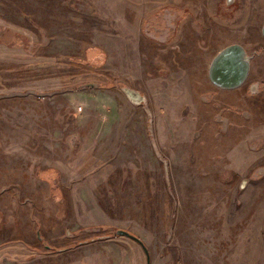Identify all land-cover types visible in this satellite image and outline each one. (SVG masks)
I'll return each instance as SVG.
<instances>
[{
	"label": "rangeland",
	"instance_id": "374dc122",
	"mask_svg": "<svg viewBox=\"0 0 264 264\" xmlns=\"http://www.w3.org/2000/svg\"><path fill=\"white\" fill-rule=\"evenodd\" d=\"M264 0H0V264H264ZM236 43L249 72L208 76Z\"/></svg>",
	"mask_w": 264,
	"mask_h": 264
},
{
	"label": "water",
	"instance_id": "95a60500",
	"mask_svg": "<svg viewBox=\"0 0 264 264\" xmlns=\"http://www.w3.org/2000/svg\"><path fill=\"white\" fill-rule=\"evenodd\" d=\"M231 0H228L230 3ZM262 34L264 35V23L262 26ZM246 52L239 44H230L222 48L211 60L208 76L211 82L221 88L232 89L240 86L247 78L249 72V61L245 57ZM119 235H126L137 241L145 255L146 262L150 264L147 248L143 242L135 235L126 230L119 229L116 231Z\"/></svg>",
	"mask_w": 264,
	"mask_h": 264
},
{
	"label": "flooded vegetation",
	"instance_id": "af4514ba",
	"mask_svg": "<svg viewBox=\"0 0 264 264\" xmlns=\"http://www.w3.org/2000/svg\"><path fill=\"white\" fill-rule=\"evenodd\" d=\"M230 2H232V0L230 1ZM227 4H230L229 2H228V0H227ZM264 23V22H263ZM262 26H263V24H262ZM261 33H262V28H261ZM262 36H263V38H264V35L262 34ZM233 44V43H232ZM236 44V43H235ZM230 45V44H229ZM241 46V45H240ZM243 47V46H242ZM244 49V48H243ZM245 50V49H244ZM245 57H247V55L245 56ZM248 58V57H247ZM248 61H249V59H248ZM225 89V88H224ZM227 89V88H226Z\"/></svg>",
	"mask_w": 264,
	"mask_h": 264
}]
</instances>
